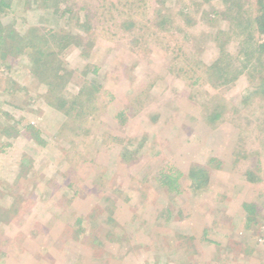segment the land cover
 I'll use <instances>...</instances> for the list:
<instances>
[{"label":"rangeland","instance_id":"obj_1","mask_svg":"<svg viewBox=\"0 0 264 264\" xmlns=\"http://www.w3.org/2000/svg\"><path fill=\"white\" fill-rule=\"evenodd\" d=\"M7 1L0 264H264V0Z\"/></svg>","mask_w":264,"mask_h":264},{"label":"trees","instance_id":"obj_2","mask_svg":"<svg viewBox=\"0 0 264 264\" xmlns=\"http://www.w3.org/2000/svg\"><path fill=\"white\" fill-rule=\"evenodd\" d=\"M12 4L8 2L7 0H0V25H1V17L3 16L5 10L7 8H10ZM53 13H57L55 10H51ZM257 22L259 24V28L261 31L264 32V16L261 15L259 18H257ZM55 28H48L45 31H40L38 27H31L26 33L21 34V33H16L15 30H9L7 32H4L3 30L0 31V54L1 56L5 58L9 53H10V43L13 41H16L15 39L17 38V44L15 46V53L20 54L27 52L29 53V56L31 57L32 61L34 62V68L36 72H39V70H47L46 66H49L50 64H54L55 62L59 61V49L52 48V44L50 41V37L53 39L59 38L61 41L60 37H58V33L55 32ZM62 42L64 45L62 46V49L67 45L65 42H71L70 40L72 39L71 36H62ZM70 38V39H68ZM67 40V41H66ZM62 42L60 44H62ZM43 43V44H42ZM45 44V45H44ZM59 44V46H60ZM46 45H48L46 47ZM264 46V43L262 44ZM31 46L33 48L32 51H25V49ZM61 48V47H59ZM220 65V64H217ZM61 68V67H60ZM56 69L55 71V78H62L64 75L60 72L62 69ZM221 71H223V68H220ZM60 70V71H59ZM63 101V100H62ZM31 127V126H30ZM37 134H40V130L36 129ZM163 182L166 185H169L172 187L175 183L177 178L174 177L172 174H168L167 172L163 174Z\"/></svg>","mask_w":264,"mask_h":264}]
</instances>
